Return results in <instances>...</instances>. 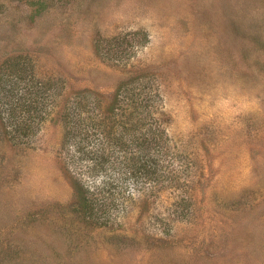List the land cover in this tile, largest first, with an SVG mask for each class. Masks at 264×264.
<instances>
[{
  "label": "rangeland",
  "instance_id": "rangeland-1",
  "mask_svg": "<svg viewBox=\"0 0 264 264\" xmlns=\"http://www.w3.org/2000/svg\"><path fill=\"white\" fill-rule=\"evenodd\" d=\"M0 81V264H264V0H0Z\"/></svg>",
  "mask_w": 264,
  "mask_h": 264
},
{
  "label": "trees",
  "instance_id": "trees-1",
  "mask_svg": "<svg viewBox=\"0 0 264 264\" xmlns=\"http://www.w3.org/2000/svg\"><path fill=\"white\" fill-rule=\"evenodd\" d=\"M18 69L19 68H17L16 70H18ZM12 73H15V72H12ZM2 78H4L3 75H2ZM18 80H19L18 78H15L14 80H11L10 83H11L12 89L14 88V86L17 85V81ZM8 81H10V79ZM30 84H28V89L32 92V89H31L32 87H29ZM32 86H36V85L33 84ZM3 88H4V86L2 87V89ZM121 89H123V87H121L119 85L117 87L116 91H115V96H113L116 99L113 100L112 105L111 104L109 105L110 110H112V109L115 108V105H116L117 100H118V94L120 93ZM38 92L39 91L32 92V94H31L32 97L29 98V99H27L25 97L21 98V100L20 99H16V103H13V104L10 105L11 110L16 109L18 107L21 110H23V111L35 110L36 106L38 105L37 103L39 102V97L37 96ZM33 118L34 117H29L28 120L30 121ZM22 122L21 123L24 125V123H26V120L25 119H22ZM67 125H69V123ZM20 126L21 125L18 124V127H20ZM102 158H103V160H101V161L96 160V161H99V163H100V169L99 170H103L104 164H105V159L104 158H107V157L104 155V157H102ZM91 162L92 163H90L88 165H90V167H91V169L93 171V174L94 175L95 174H98L97 173L98 171H95V168H96L97 165H99V163L94 162V160H91ZM104 180H106V179H104ZM76 185H77L76 186V188H77V197H76L75 206L73 207V209H74L73 211L74 212H77V215H79V212H80L82 214V219L86 223H92V221H89V218L90 217H93V215H96L97 214V213H95V210H96V212H98V211H100V213L103 212V214L106 213V215L110 214V212H111L110 211V208L114 206L113 203H108V204L106 203L107 205H104V208H102L103 207L102 206L103 204L96 203L95 200H92V198L89 196V194H91V192L89 190V186L88 187H85V186H83V185H81L79 183H77Z\"/></svg>",
  "mask_w": 264,
  "mask_h": 264
}]
</instances>
